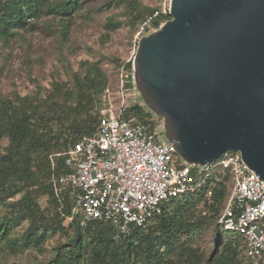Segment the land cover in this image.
I'll list each match as a JSON object with an SVG mask.
<instances>
[{
  "label": "trees",
  "instance_id": "trees-1",
  "mask_svg": "<svg viewBox=\"0 0 264 264\" xmlns=\"http://www.w3.org/2000/svg\"><path fill=\"white\" fill-rule=\"evenodd\" d=\"M86 2L0 0V40H10L44 16L63 21L58 32L64 40L70 21ZM115 4L126 7L134 26L152 17L145 26L147 32L171 18L170 13L138 0H116ZM121 25V21L109 19L105 26L115 31ZM81 64L71 86L53 82L51 90L37 98L18 93L0 97V252L8 256L30 250L45 253L50 239L60 234L66 241L59 242L50 257L38 264H243L244 238L225 231L219 223L230 196L229 176L217 180L211 175L200 189L170 200L160 215L145 226H133L120 238L107 222L81 226L76 218L70 219L71 196L65 190L55 191L51 183L55 172L52 157L56 171H61L63 156L57 153L95 130L98 117L93 110L100 107L109 85L100 61ZM127 67L132 69V63ZM129 112L142 120L150 115L139 104ZM44 196L45 207L40 204ZM209 229L213 239L206 250L198 240Z\"/></svg>",
  "mask_w": 264,
  "mask_h": 264
},
{
  "label": "water",
  "instance_id": "water-1",
  "mask_svg": "<svg viewBox=\"0 0 264 264\" xmlns=\"http://www.w3.org/2000/svg\"><path fill=\"white\" fill-rule=\"evenodd\" d=\"M133 58L144 101L188 162L241 152L264 178V0H171Z\"/></svg>",
  "mask_w": 264,
  "mask_h": 264
},
{
  "label": "built area",
  "instance_id": "built-area-1",
  "mask_svg": "<svg viewBox=\"0 0 264 264\" xmlns=\"http://www.w3.org/2000/svg\"><path fill=\"white\" fill-rule=\"evenodd\" d=\"M170 6L171 0H165L160 11L168 14ZM139 96L134 64L132 69L121 65L118 105L93 110L98 117L95 130L57 153L63 156L61 171H56L52 157L51 183L55 191L71 196L70 219L76 218L81 226L107 222L120 238L160 215L170 200L200 189L211 175L217 180L229 176L231 192L219 223L244 238L251 264H264V178L238 150H228L206 164L186 161L168 139L163 118L145 101L139 104L150 110L144 120L129 112Z\"/></svg>",
  "mask_w": 264,
  "mask_h": 264
},
{
  "label": "rangeland",
  "instance_id": "rangeland-1",
  "mask_svg": "<svg viewBox=\"0 0 264 264\" xmlns=\"http://www.w3.org/2000/svg\"><path fill=\"white\" fill-rule=\"evenodd\" d=\"M141 4L159 8L165 0H138ZM112 2L113 5L109 4ZM116 0H87L80 13L70 21L68 36L61 40L59 27L63 21L44 16L27 30H19L10 40H0V97L15 93L34 95L46 94L53 82L72 85L74 74L80 72L83 61H100L109 77V85L98 106H117L119 68L132 63L139 39L153 31L142 29L144 23L134 26L124 5ZM109 19L122 22L121 27L109 31ZM35 98V99H36ZM142 96L137 103L143 104ZM6 144V140L4 142ZM229 192L231 182L227 181ZM45 207L47 198L41 197ZM68 223V222H66ZM212 229L203 231L198 240L202 249H209L212 243ZM66 241L65 235L56 234L46 245V252L30 250L18 256L0 252V264H38L46 261L53 248ZM243 264H250L246 252L242 254Z\"/></svg>",
  "mask_w": 264,
  "mask_h": 264
}]
</instances>
